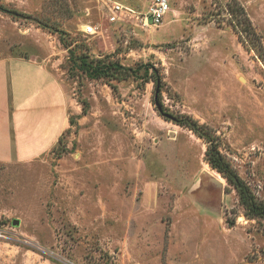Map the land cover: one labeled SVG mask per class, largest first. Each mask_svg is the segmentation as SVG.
Segmentation results:
<instances>
[{
  "label": "rangeland",
  "instance_id": "374dc122",
  "mask_svg": "<svg viewBox=\"0 0 264 264\" xmlns=\"http://www.w3.org/2000/svg\"><path fill=\"white\" fill-rule=\"evenodd\" d=\"M114 2L151 0H0V59L43 62L68 104L47 155L0 163V264H264V222L243 216L202 141L159 116L154 83L89 80L69 61L152 66L162 112L208 126L264 201V0H167L147 31L108 23Z\"/></svg>",
  "mask_w": 264,
  "mask_h": 264
},
{
  "label": "crops",
  "instance_id": "0c3cea01",
  "mask_svg": "<svg viewBox=\"0 0 264 264\" xmlns=\"http://www.w3.org/2000/svg\"><path fill=\"white\" fill-rule=\"evenodd\" d=\"M67 105L59 78L43 62L0 59V163L47 155L66 128Z\"/></svg>",
  "mask_w": 264,
  "mask_h": 264
},
{
  "label": "trees",
  "instance_id": "16d2710c",
  "mask_svg": "<svg viewBox=\"0 0 264 264\" xmlns=\"http://www.w3.org/2000/svg\"><path fill=\"white\" fill-rule=\"evenodd\" d=\"M247 31L250 30L247 29ZM59 38L63 47L68 49L70 44L65 42L64 34H61ZM258 52L260 60L264 64V51L258 50ZM69 55L71 71H77L89 80L119 82L129 78L141 79L142 77L144 83H154L155 96L153 101L159 116L177 127L186 129L197 139L202 141L206 146L204 161L210 169L218 173L226 181L227 185L235 192L238 203L243 210V216L250 221L264 222V201L259 200L255 196L249 186L239 177L238 173L231 166L227 158L221 154L219 141L212 130L208 126L200 124L190 116H174L173 114L166 113L167 111L162 112L163 108L160 104L162 80L152 66L140 65L135 69H131L124 68L118 62L111 61L110 57L91 59L85 56H78L74 58L73 54L70 52ZM227 225L231 227L233 224L232 222H229Z\"/></svg>",
  "mask_w": 264,
  "mask_h": 264
},
{
  "label": "built area",
  "instance_id": "2783aa9c",
  "mask_svg": "<svg viewBox=\"0 0 264 264\" xmlns=\"http://www.w3.org/2000/svg\"><path fill=\"white\" fill-rule=\"evenodd\" d=\"M108 11V23L113 24L122 22L123 20L121 18L127 16L135 19V21L132 23L133 26L147 31L156 29L162 24L164 17L169 12V5L167 0H151V2L142 12H135L129 7H125L120 3L114 2L108 7ZM83 28L84 29L82 33L85 36L94 37L101 34L100 24H87ZM0 237H2L1 234Z\"/></svg>",
  "mask_w": 264,
  "mask_h": 264
},
{
  "label": "water",
  "instance_id": "95a60500",
  "mask_svg": "<svg viewBox=\"0 0 264 264\" xmlns=\"http://www.w3.org/2000/svg\"><path fill=\"white\" fill-rule=\"evenodd\" d=\"M11 15L15 16V17H19V18H22V16H20L19 14H16V13H11ZM19 225V221L18 220H13L12 221V226L13 227H16Z\"/></svg>",
  "mask_w": 264,
  "mask_h": 264
}]
</instances>
